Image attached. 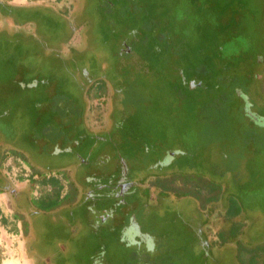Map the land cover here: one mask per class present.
Instances as JSON below:
<instances>
[{
    "label": "rangeland",
    "instance_id": "1",
    "mask_svg": "<svg viewBox=\"0 0 264 264\" xmlns=\"http://www.w3.org/2000/svg\"><path fill=\"white\" fill-rule=\"evenodd\" d=\"M8 2L23 6L0 15V188L9 180L21 189L12 198L0 192V264H87L90 256L97 264H258L264 139L242 128L220 76L230 41L256 38L254 27L237 31L256 6ZM27 82L43 95L24 99ZM36 105L48 110L37 114ZM41 124L50 131L39 146L77 137L69 151L84 156L52 159L32 136L15 141ZM48 176L58 183L45 191ZM116 178L126 190L118 202L108 183Z\"/></svg>",
    "mask_w": 264,
    "mask_h": 264
},
{
    "label": "flooded vegetation",
    "instance_id": "2",
    "mask_svg": "<svg viewBox=\"0 0 264 264\" xmlns=\"http://www.w3.org/2000/svg\"><path fill=\"white\" fill-rule=\"evenodd\" d=\"M0 1H2L6 5H11V3L8 2V0H0ZM0 15L6 18L4 15L2 14ZM259 17H260L259 19L260 22L253 21L251 24L248 23V17L240 21V23L243 24V26H240L239 28L240 32H244L246 27L248 28L254 27L253 29L255 30V34L257 36L256 38H254L252 34H249L247 36L244 35L248 42L247 44L248 47L246 51L240 54V56L237 59L236 64H228L229 68L228 70H226L227 72L226 79L228 81V85L230 88H228L226 91L229 92V94L233 96L232 97L233 99L231 100H232V103L234 100V104L237 107L236 108L237 115L240 118H243L244 120H246L247 125L251 124L256 129L262 130V132H264V14L262 13ZM237 81H238V85L235 84ZM27 84L28 86L24 88L28 89L29 95H26L24 99L25 98L26 99L36 98V97L43 95L41 91L33 90V88L30 86V82H27ZM35 110H37L38 111L37 114H39V113H45L48 109H47V106L42 107L40 105H36ZM32 129H33L32 126H27L26 127L27 133L21 136L15 137V141L19 143L23 140L25 141L28 138H30L28 134H32V137L35 138L33 143H35L36 150L38 149L41 151V149L43 148V151H44L43 154H45L46 152V154L52 157V159L64 160L66 162H71V160L76 161V159L79 160L85 154V152H81L80 154H78L77 157H75V155L70 153L69 151V149H72V147L78 144L76 143L78 142L77 137L74 138L73 140L74 145H70L69 141L67 144L62 145V141H61L59 144L53 143L51 148L49 149L46 148L44 145L39 146L37 144L38 137L40 136L43 137L45 133H48L50 130H48L47 125H42L41 129H36V130H32ZM25 145L28 148H32L30 144L26 143ZM62 149H67V152H66L67 155L63 153L61 154V156H64V157L56 158L57 156H54L53 153H57ZM71 174L76 177L78 176L76 172L71 173ZM85 179L90 181L88 176L85 177ZM7 181H8L7 186L1 187L2 189H4V191L2 192L7 193L10 196V198H12L14 192H16L17 190H20L21 188L13 189V187H11L12 185L10 181L9 180ZM76 183H77L76 186H78L77 191H75V186H72V185L70 186H71V189H73L76 193H78L80 189L78 178L76 180ZM108 183L110 185V188L112 189L111 196L115 199V201L117 202L120 201L122 199L121 196L124 194V192H126L124 188V184L121 182V179L116 178V179L109 181ZM28 185H31V184H27V186ZM92 191L93 190H89L87 191V193L85 192L88 199L92 195L91 194ZM20 203H22L23 207L25 205L29 206V203L27 201L26 202L21 201ZM98 213H101V211L98 210L96 212V215H98ZM102 217L104 218L105 216L101 213L100 218ZM29 231H30V227L28 228L27 235H26V240H25V245H24L25 249H26V245L28 243L29 238H31V234ZM57 258H59V256ZM92 258L93 256H90L89 259L87 257V260H88L87 264H97V260H95V258L93 259ZM30 261L32 264H39L40 262L38 259L35 260L34 258H33V261L31 259Z\"/></svg>",
    "mask_w": 264,
    "mask_h": 264
},
{
    "label": "trees",
    "instance_id": "3",
    "mask_svg": "<svg viewBox=\"0 0 264 264\" xmlns=\"http://www.w3.org/2000/svg\"><path fill=\"white\" fill-rule=\"evenodd\" d=\"M248 1H249V4L255 5L256 8H257V10H258V14H256L254 16L255 18L252 17L253 15L252 16H249V17L250 18H254L257 22H260L259 21V19H260L259 16L262 13L264 14V0H256V1H254V0H248ZM17 5L18 4H16V5L15 4L6 5L5 3H3L2 1H0V14H2V15H5V14L6 15H11V8L13 6L14 7L15 6L16 7L23 6V5H18V6ZM240 26H243V24L239 22V24L237 25V31H238V33H240V29H239ZM237 39H238L237 37H234L232 40L235 41V43L230 41V46L228 47L229 50L224 51V65H223V68L221 69L220 76H221V79L223 80V82H225L227 84H228V81L226 79V75H227L226 70H228V68H229V65L228 64H236L237 63V59L240 56V54H242L244 51H246L247 50V47H248L247 46L248 42H247L246 38H244L243 36H240V39L238 41H237ZM223 92H224V94L228 93L226 90L223 91ZM226 95H228V94H226ZM229 102H232V100H230ZM244 123L246 124V126L244 127V125H243L242 128L246 129L245 130L246 133L249 132L250 134H252L254 136L253 138H255L257 141L264 139V132H262V130L256 129L251 124L250 125H247L246 120H244ZM42 125L43 124H41L40 126H37V127L34 126V125H32V127H33L32 130L41 129L42 128ZM25 133H27V132H25ZM28 135L29 136H32V134H28ZM30 175H31V173L28 176H30ZM31 178L28 179V181L30 182V184L35 183L34 182L35 179H33V178L31 179ZM55 182L58 183V179L56 177L48 176V177H46L43 180V182H41V185L43 186V188L45 189V191H47L50 188V186H54V183ZM59 185L62 186L60 184V182H59ZM0 191L2 192V191H4V189L0 188ZM49 202H50L49 199L42 200V202L39 205H41L42 207H46L47 208L49 206V204H50ZM20 206L23 207V205L21 203H20ZM37 206H38V204H37ZM224 216L227 219L229 217V215L226 216V213L224 214ZM0 222H1L2 225H5L6 224V221H5V219L2 216L0 217ZM221 231L223 233H225L227 230L225 231V229H222ZM258 264H264V257L262 259H259V263Z\"/></svg>",
    "mask_w": 264,
    "mask_h": 264
},
{
    "label": "crops",
    "instance_id": "4",
    "mask_svg": "<svg viewBox=\"0 0 264 264\" xmlns=\"http://www.w3.org/2000/svg\"><path fill=\"white\" fill-rule=\"evenodd\" d=\"M3 217V216H2ZM4 219H5V221L7 222V220H6V218H5V216L3 217Z\"/></svg>",
    "mask_w": 264,
    "mask_h": 264
}]
</instances>
